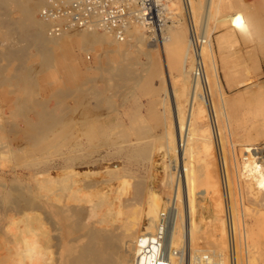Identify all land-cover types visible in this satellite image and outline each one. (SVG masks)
I'll return each instance as SVG.
<instances>
[{"label": "bare ground", "instance_id": "obj_1", "mask_svg": "<svg viewBox=\"0 0 264 264\" xmlns=\"http://www.w3.org/2000/svg\"><path fill=\"white\" fill-rule=\"evenodd\" d=\"M71 1L73 0H67L65 3ZM33 2L34 3L30 0H0L1 43L3 41L13 43L12 46H8L9 49L5 54L6 59L8 58V61H6L8 63H6V65H9V59L17 60L19 58V60H21L20 56L27 55L30 48H35L37 53H44L45 60H48V57H51L48 56V54L50 50H52V47L59 44L65 45L70 53L76 52L74 49V45L76 44L79 46V51H88L93 49L96 45H104L107 46L108 49L105 51L106 53L109 52L117 57H125L130 51L137 49L138 52H142L147 58L144 65L155 74L160 73L157 59L151 54V51L139 50L146 38L138 31L132 33L130 39L127 41H125L127 37L123 40L118 39V41L114 38L112 33L103 32L104 34H99L96 30H81L79 32L66 31L59 36L50 35V32L46 30L48 26H46V20L44 22L33 19L34 9L41 2L44 3V0ZM184 3L185 5L188 3L190 10L196 14L204 8L203 12L205 11V14L203 17L202 38L205 39V41L200 39L201 43L196 49L194 43L195 36L192 37L191 42H186L185 36L182 34L179 35L177 41L175 39L176 42L174 43L170 42L172 38L168 35L167 29L169 25L166 30L162 32L163 40L160 44L163 46V61L161 63L163 64V68L165 66V73H162L161 70L159 77L163 82H167V88H165L164 96L159 100L164 116H166V127H164L162 136L165 141L161 143V147L165 151V156L173 157L169 160L171 164L174 163L171 170L175 169L178 175H176L178 178L177 182H175L173 195L167 198L166 201H164V197L162 196L165 192L162 195L157 194L153 189L145 190V192L143 184L136 185V182L131 183V179L133 178L130 175L131 171L128 165L122 164L120 161L117 162L116 160L125 159L127 163L130 164L134 161H138L139 158L146 156V147L142 141H140L141 139H130L131 137H129L126 131H122V142L118 143V133H114L115 130L113 132L111 131V126L104 121L106 118L94 117V119L92 118L91 120V116H88V113H86L87 109L90 108L86 101L88 96L87 88L85 89L84 87L81 88L78 86L77 89H66L64 85H60L54 92L55 97L62 106L66 105H64L66 99H71V97L77 93L79 95L77 101L80 99L79 101L83 110L82 117L79 120L80 126L77 125L78 123L76 124V127H80V132L76 135L77 137L79 135L77 139L70 138V136L73 135L72 130L76 128H67L64 130V119L61 115H59L61 117L55 115L52 110H44L42 113L37 114L35 118L24 115L26 112L21 113L23 110H28V107L33 104L26 100L27 98L25 99V91L22 92L23 89L20 92L23 93L24 96L19 92V94H16V97L10 98L7 95L3 96L7 103V107L11 111L8 113L10 114L9 116H6L7 114L4 116L2 113L0 114V148H9V146L12 145L13 141L9 140L11 139V135L14 136V139L11 140L16 141L15 136L17 137L18 134H22L23 137L19 140L21 142L17 140L14 146L15 148H9L10 152L21 151L22 154L26 152L30 156L34 155V157H36V154L40 155L45 152L46 154H50L47 156L48 158L44 164V168L34 174L36 186L33 190H29V192L32 191L31 197H29L26 192L14 190L15 188H12L13 190L11 189V192L8 191L9 193H5L6 206H9V204L18 205L20 204L19 202L29 198V202H26L28 199L25 202L29 204L27 205L30 208V217L32 218L33 225V239L31 243L33 245L31 248V258L33 260V262H31L33 264H49V262L44 260L50 261V257L47 258V256L54 248L57 250V255L52 254L54 257L56 256L55 259H52L55 260L54 262L57 264H228L227 260H229V264L250 263L249 259L253 257H250L253 253L249 255V248H252L250 239H252L255 230L245 221L244 213L243 224L239 222V224L236 225L234 220L236 218H233L234 215L232 213L233 204L230 193H227L229 195V206L226 203L225 212L227 217H230L229 219H231V222H229V220L225 223L226 221L224 222V220L220 219L222 232L220 237H215L216 240L220 238L224 244H226L225 240H228L227 245H229L228 248H230L228 259L223 256L224 254H220L218 256L219 261L215 262L211 260L212 258L210 259V257L197 254L193 260L185 262V254L188 250L189 252L200 251L199 247H202V239H206V237L203 236L201 239L200 236V230L205 221L203 212L207 210L206 212L212 213L213 219H215L218 212L222 211L223 200L221 199L222 196H224L219 194L222 193L220 190V182L216 180V178L214 179L211 174H208L207 157L209 152L213 154L214 144L212 143L213 139L211 141L212 137H210V133H212L210 132L212 131L210 129L211 126L205 128L204 119L213 121L214 115L212 117V112H208L205 105V107H200L198 105L200 100L203 102L201 99V92L202 83H204V81L211 87V92H215L219 97L218 101L216 100L218 103H216V105L214 103L212 104V110L214 114H219L222 119L221 121H223V126L225 124V129H223V131H228L230 134L233 131L230 124L232 120L231 114L227 111L226 102L228 101L222 94V86L219 79L215 51L210 37L209 24L212 19H218L221 15V17L223 16L220 18L221 21H226L227 23L229 21L234 26H243L244 34H251L257 38L264 39V8H254V5H244L240 0H204V3L202 0H184ZM223 9L233 11L224 16L222 14ZM14 12H18L20 16L17 15L15 17ZM173 22L175 21L173 20ZM133 26L136 29L142 28L140 23H132L127 34H129ZM197 39H199V37ZM121 41H124V44L121 43ZM65 42L68 43L66 44ZM15 43L20 45H15ZM176 43L177 45L174 47ZM185 44L187 45L185 46ZM1 46L4 45L2 44ZM4 48L5 51L6 47ZM175 50H177L176 52L178 54L184 51V53L180 54L183 55L184 58L181 67L182 80H180L181 78L177 80L181 82L179 87L175 86L174 83L177 81L170 75L167 58L168 55L175 52ZM42 57L43 56L40 55L39 58ZM113 57L115 58V56ZM42 60H44V58L41 59V61ZM23 62L25 61L23 60ZM45 62L46 61H44V63ZM48 62L50 63V61ZM179 62H181V60H179ZM20 63L21 62H19V64ZM199 63H201L203 74L197 76L196 69ZM12 64L11 67L15 65ZM107 64L108 62L105 63V65ZM124 65L125 64H123V66ZM3 66L1 67L3 68ZM22 66H24V63ZM1 67L0 75L4 74ZM23 68L26 71L27 69L30 70L29 68L31 67L27 66ZM109 68L105 69L108 70ZM117 68L120 67L118 66ZM18 69L19 65L18 68L16 67L13 69V71H17L16 73H18V75L14 72L12 75L16 74L15 77L20 76L25 81L31 80L30 77L32 75L30 76L27 71L24 72L22 68L20 70ZM35 72H37V74L39 73L38 71ZM110 72L118 77L120 75L126 79L128 77V79L130 78L137 82V85L140 83L141 78H138V81L137 77L133 74L135 72L128 73L129 71L123 69H110ZM32 73L34 74V72ZM34 78H36L35 75ZM88 79L87 77V82L84 81L88 83ZM32 80L34 85L36 80L33 78ZM68 80L71 82L72 79ZM111 80L113 81L112 78ZM8 81H10V79H8ZM30 82L32 81H29V83ZM188 82H190L191 89L188 87ZM86 83L82 82L85 86ZM26 84L27 82L25 85ZM30 85L32 87V84ZM137 85L135 83V86ZM51 86H53V84ZM142 86L143 85H141V88ZM25 89L26 91L28 90L27 88ZM28 93L30 92L28 91ZM76 96L72 98L76 99ZM94 96L95 95H93V97ZM107 99L109 98L107 97ZM59 103L57 104L59 105ZM150 105L148 106L149 109L151 107ZM68 108L71 109L70 107ZM149 109L148 111H150ZM89 111H91V109H89ZM16 114H22V122H13V117L16 116ZM202 131L207 132L208 136H203L201 133ZM142 132L143 131L140 130V134ZM36 147H38V150L35 149ZM160 150L159 147L158 151ZM200 162L205 163L206 170L201 169L204 166L201 168L197 166V163ZM243 165L242 175L247 178V189L250 195H252L256 201H259L261 207L264 208V149L258 148L255 144H250V146L244 150ZM165 166L168 173H166L167 177H164L165 180L162 182L164 185L163 187L169 186L171 189L173 178L170 175V164ZM167 171L165 170V172ZM224 179H228V172L224 175L223 180ZM14 181H12L13 185H15ZM140 183H143V181ZM133 184L136 186L133 187ZM4 186L5 185H3V188ZM1 195L3 196V194ZM209 195H211V199H209L211 201L208 200ZM213 196H218V199L215 200L212 198ZM1 203L2 202H0V204ZM164 205L166 208L162 211L161 209ZM2 206L0 208H2ZM168 206H171L169 209L172 218L169 220L167 227H163V225L165 226V222L163 221L162 215L163 212L167 210ZM12 209L13 208L10 210ZM222 212L224 213V211ZM261 215L264 216V213L262 212ZM211 227L209 226V229H211ZM217 235L218 234H216V236ZM208 240L207 242L210 241ZM213 241H215V239ZM163 243H165L164 246H166L165 251L163 250L164 248L162 249ZM241 243L247 249L245 251L246 255L243 256L238 251V247H240ZM253 255L255 256V254ZM252 261L253 259H251V263H253Z\"/></svg>", "mask_w": 264, "mask_h": 264}, {"label": "rangeland", "instance_id": "obj_2", "mask_svg": "<svg viewBox=\"0 0 264 264\" xmlns=\"http://www.w3.org/2000/svg\"><path fill=\"white\" fill-rule=\"evenodd\" d=\"M30 1L34 3L33 1L36 2L37 0H30ZM60 1L66 2L67 0H60ZM202 1L204 3V0ZM240 1L244 5L245 4L250 6L254 5L253 6L254 8L256 7L264 8L263 0H240ZM49 2H50L49 0H44V3L41 2L39 5H37L33 13L34 20H40L45 22V20L41 18L40 12L45 6L49 4ZM165 2L167 9L170 13L169 15L170 19L172 21L169 24L170 29L169 28L167 29L168 35L171 36L172 38L170 42L175 43L179 35L182 34H184L186 42L187 41L191 42L193 36H195L196 38L199 37V39L202 40L203 20H204L203 17L205 14V11L203 12L204 8H202L201 11L196 14L190 10L188 3L187 5H185L184 0H171V1L165 0ZM232 11L233 10L223 9L222 14L225 16L226 14H230ZM17 15L20 16L18 12H14V16L16 17ZM222 17L220 15L218 19H214V20L212 19L210 21L209 32L215 51V59L217 63L220 83L222 86V94L225 97V99L228 101L226 102L227 111L229 112V114H231L232 120L230 124L233 130L232 133L230 134L228 131H223V129H225V124L223 126V121H221L222 119L220 118L219 114L218 115L214 114L212 110L213 108L212 104L214 103L216 105V103H218L217 101L219 97L215 92L213 91L211 92V87H209V84H206L205 81L204 83H202V92H201L202 95L201 99L203 100L204 104L200 100L198 102V105L200 107L205 105L208 112H212V117L214 115L212 119L213 121H210L209 119H204V127L207 128L211 126L210 129L212 131L210 132L212 133H210V137H212L211 141L213 139L212 143L214 144V145L212 144L213 154L209 152L207 157L208 174H211V176H213L214 179L216 178V180H218L221 184L220 190L222 191V193L219 194H221V196L224 195L222 196L221 199L223 200L222 211H224V213L222 211L218 212L216 217L217 219L216 218L213 219L212 213L206 212L207 210L203 212V217L205 218V221L202 224L201 227L202 231L200 230V236L201 239L203 237H206V239H202L203 243H201L202 247L201 246L199 247L200 251L189 252L188 250L186 252L185 262L187 261L189 262V260H193V258L197 254L203 255L205 257H210V259L212 258L211 260H214L215 262L219 261L218 256L220 254H224L223 256H225L228 259L229 250H230V248H228L229 245H227L228 240H225L226 244H224V242L220 240V238L216 240L215 237L217 238L220 237V234L222 232L220 227L221 220H224V222L226 221L225 223H227L229 220H230L229 222H231V219H229L230 217L228 218L225 212L226 203L227 205L229 203L228 202L229 195L227 193H230V197L232 198V204H233L232 205L233 208L232 213L234 215L233 218L237 219V220L234 219L236 225L239 224V222L243 224V213H244L245 221L249 224V226H251L252 229L255 230L252 239H250V244L253 249L251 247L249 248V255L250 253H253L255 254V256L253 254L250 255V257L253 256L252 258L249 259L250 263H251V259H253L252 261L253 263L251 264H264V216L261 215L262 212L264 213V208L261 207L259 201H256V199H254L252 195H250L247 189V178H245L242 175L243 166H244L243 165L244 150L247 147H249L250 144H255V146H257L258 148L264 149V39L257 38L251 34H244L243 26H234L229 21L228 23L226 21L223 22L220 19ZM173 20L175 22H173ZM46 26H47L46 30L49 32L51 24L46 21ZM79 31L80 30H75L71 32H79ZM136 31H138L146 38V40H144L145 41L144 44L142 43L139 50L151 51V54L154 55V57L157 59V64H159L158 66L159 72L161 73L162 70V73H165L164 71L165 66L163 68V64L161 63L163 61L162 60L163 46L160 43L153 42L143 26L142 28L139 29H136L133 26L129 34H127L128 36H126L127 39L125 38L126 39L125 41L129 40L132 33H135ZM96 32L99 34H104L101 31L99 32L96 31ZM203 40L205 41V39ZM1 41L2 39H0V52H1L0 67L4 65L3 68L1 67L3 69L4 74L0 75V77L4 75L6 78L4 76H3L4 79L3 77L0 78L1 81L0 82L1 83L0 114L2 113L3 116L7 114L6 116H9L10 114L8 113H10L9 111H11L7 107V103L4 100L3 96L7 95L10 98L16 97V94L18 92L23 95V93L20 92L23 89L22 92L25 91L24 92L25 99L27 98L26 100L32 102L33 104L30 107H28V110L26 111L23 110L21 113L26 112L24 115L31 118L32 117L35 118L37 114L42 113L44 110H52L55 115L58 116L61 115L62 118L64 119L63 121L65 123V126L63 128L64 130L67 128H73V129L76 128L72 130L73 135L70 136V138L77 139L79 135L78 137L76 135L79 134L80 127H76V126L77 125L80 126L79 120L82 117V110H83L79 101L80 99H78L77 101V97L79 98V95L76 92L77 96L75 94L72 96V97L76 96V99L75 98L73 99L72 97L71 99L70 98L66 99L67 101L66 100L64 101L66 102L64 103V105L65 104L66 105L62 106L59 103V100H57V98L55 97L54 92L60 85L61 86L64 85L66 89H72V88L77 89L78 86H80L81 88L84 87L85 89L87 88L88 96L86 101H87V105L89 104L90 107L89 109H91V111H89V109L85 111L86 113H88V116H91V120L92 118L94 119V117L106 118V120L104 121L106 122V124H109L111 126V131L113 132L115 130L114 133H118L117 134L118 143L122 142V138H121L122 131H126L129 137H131L130 139L133 140L141 139L140 141H142V143L146 147V156L139 158L138 161H134L133 163L130 164L127 163V160L125 159L116 160L117 162L120 161V163L128 165V168L131 171L130 175L133 178L131 179L132 180L131 183L136 182L135 183L136 185L143 184L144 191L145 190L147 191L148 189L150 190L153 189L157 194L160 195L164 194L165 192V194L162 195L164 197V201H166L167 198H170L173 195V189L176 184L175 182H177L178 175L176 174L175 169L171 170L172 169L171 167L174 165V163L171 164L169 160L170 158L173 157L165 156V151L161 147L162 145L161 143H164L165 141L164 137L162 136L164 132V127H166L165 126L166 116H164L161 102H159V100L165 94V88H167L166 85L167 82L165 81L163 82L161 80V78L159 77L160 73L155 74L152 70H150L147 66L144 65L146 63L145 61H147V58L142 52L140 51L138 52L137 49H133V51H130L125 57H119V56L117 57L116 55H112L109 52L106 53L105 51H107L108 49L107 46L104 45H96L93 47V49L88 51H79V46L76 44L74 45V49L76 52L70 53L65 45L63 46V44L61 45L59 44L57 46L52 47L53 51L50 50V53L48 54V56H51L52 58L48 57L49 58L48 60H45L44 53L39 52L40 55L43 56L42 58H39L40 55L39 53H37V51H35V48H30L27 55L20 56L21 60H19V58L17 57L18 58L17 60L21 62L20 64L16 59L13 60L9 59L10 63L9 65L7 64L9 66L8 67L6 65V63H8L6 62L8 61V58L6 59L5 54L9 49L10 45L12 46L13 43L8 41H3L4 43L3 42L1 43ZM65 43L67 44L68 42ZM121 43L124 44V41H121ZM2 44L4 46H1ZM16 44L18 46L20 45L18 43H15V45ZM176 45L177 43L175 44L174 47H176ZM186 45L187 44H185V46ZM4 47H6L5 51H4L5 49ZM176 51L177 50H175V52L173 53H170L167 57L170 75L175 79V81L179 80V78H181L180 80H182L181 67L183 62L182 60L184 58L183 55H180L181 53H184V51H182L179 54ZM113 56H115V58L117 57L116 60ZM43 58L44 60L41 61V59ZM109 59H111L112 61ZM23 60L25 62H23ZM179 60H181V62H179ZM44 61H46L45 63L47 64H45ZM48 61H50V63ZM106 62H108L107 64L108 66L105 65ZM23 63L24 66H22ZM11 64L12 65L15 64L14 65L15 67L12 66L13 67L12 68ZM123 64H125L124 66L126 69L124 68ZM18 65H19L18 70H20L21 68L24 70L23 67H27V66L31 67L29 68L30 70L26 68L27 73L30 76L31 75L33 76L30 77L31 80L25 81L20 76L15 77L16 74L18 75V73H16L17 72L16 70L13 71V69L16 67L18 68ZM116 66L117 67L119 66L120 68H117ZM75 68L77 69V71ZM105 68H109V69L107 70ZM110 69L112 70L123 69L129 71L128 73L135 72L133 74L137 77V79L141 78L139 85H137V82L133 81L132 79L130 78L128 79V77L127 80L126 78L122 77V75H120L119 77L116 76L115 74L110 72ZM34 70L38 71L39 75ZM26 71L24 70V72ZM31 71L34 72V74ZM13 72L16 74L12 75ZM34 75L36 78H34ZM66 75L68 78L66 77ZM86 76L89 78L88 83H86L87 82ZM32 78L36 80V81L34 80L36 82L34 83L36 87L33 85ZM111 78L113 79V81L111 80ZM8 79H10V81H8ZM68 79L70 80L72 79L71 82ZM29 81L32 82L29 83ZM24 82L25 83L27 82L28 85L26 84L27 85L26 86ZM82 82L86 83V86L85 84H82ZM134 82L136 83L137 86H135ZM179 82L178 81L175 82L174 83L175 86L179 87L181 84V82L180 83ZM188 83H189L188 87L189 89H191L190 82ZM30 84H32V87ZM52 84L53 86H51ZM141 85H143L142 88ZM25 88H27L28 90L26 91ZM28 91L31 94L28 93ZM93 95L95 96L93 97ZM107 97L109 99H107ZM57 103H59V105ZM149 105L151 106L150 109L148 107ZM68 107H70L71 109H69ZM148 109L150 111H148ZM102 115L105 116L103 117ZM22 120H23L22 114L21 115L16 114V116L13 117V122L20 123L22 122ZM140 130L143 131L141 134H140ZM201 133L203 134V136H208L207 132L202 131ZM22 137H23L22 134H18L17 137L15 136L16 141H14L11 140L14 139V136L11 135L10 136L11 139L9 140L13 142L12 145L9 146V148L14 149L17 140L18 141L21 140ZM221 146H222V150H221ZM159 147L161 149L160 151H158ZM9 148H3V149L0 148V187H1L0 202H2L1 204L3 205L2 206L0 204V207L2 206V208H0V264H33L32 263L33 260L31 258L32 257L31 248L33 247V245L31 244L33 239V233H32L33 225H32V218L30 217L31 212L28 206L29 204L26 203L29 202V198L25 199V201L28 199L26 202L23 200L19 202L20 204L16 203L18 205L9 204L10 206L9 207L8 205L6 206L5 197L6 194L11 192L14 188H15L14 190L17 191L26 192L28 196L31 197L32 191L29 192V190H33L34 187L36 186L35 184L36 181L34 180V174L41 171L44 168V164L48 158L47 156L50 154L49 153L46 154L45 152L40 155L36 154L35 155L36 157H34V155L30 156L24 151H22L24 152L23 153L24 155L21 153V151L10 152ZM35 149L38 150V147H36ZM200 163H197V166H199L200 168L204 166L201 169L206 170L205 163L204 162H200ZM168 164H170L169 166V170L171 173L170 175L173 178L171 189L169 188V186L163 187L164 185L162 183L165 180L164 177H167L166 173H168V171L167 169H165L166 167L165 165ZM165 170L167 172H165ZM226 172H228V179L223 180ZM15 176L18 178H16ZM12 181H14L15 185H13ZM18 181H19V185H18ZM142 181L143 183H140ZM3 185H5L4 188ZM132 186L135 187L134 184ZM20 187H22L23 189ZM1 194H3V196ZM211 195L208 196L209 197L208 200L211 199L210 198ZM212 198L216 200L218 199V196L215 197L213 196ZM224 199L226 200V202ZM168 207L170 208L171 206ZM11 208H13L14 210L13 209L10 210ZM165 208L166 207L164 205V207L161 210L163 211ZM209 226L210 227L212 226L211 227L212 231L211 229H209ZM216 234L218 235L216 236ZM208 238L213 243H211L208 240ZM211 239L213 240L215 239V241ZM207 240L209 242H207ZM238 249H239L238 251L242 254V256L246 255L245 251L247 249L242 243L240 247H238ZM52 250L53 251L50 252L51 254L48 253L47 256V258L50 257V261L49 260H44V261L49 262V264H57L54 262L55 260H53L56 258V256L54 257L53 255H57L56 254L57 250L55 248ZM227 261L229 264V260Z\"/></svg>", "mask_w": 264, "mask_h": 264}, {"label": "built area", "instance_id": "obj_3", "mask_svg": "<svg viewBox=\"0 0 264 264\" xmlns=\"http://www.w3.org/2000/svg\"><path fill=\"white\" fill-rule=\"evenodd\" d=\"M169 15L165 0H73L69 3L50 0L40 12L41 18L51 24L50 35L96 30L110 32L123 40L130 25L140 23L155 43L162 42V32L172 22ZM194 43L197 49L200 39L194 37ZM196 74H203L201 63L197 65ZM162 217L163 227H167L172 218L169 207ZM164 244L162 249L165 251Z\"/></svg>", "mask_w": 264, "mask_h": 264}]
</instances>
